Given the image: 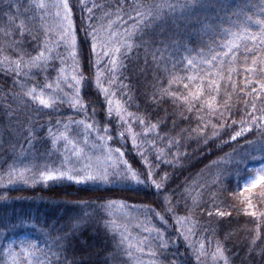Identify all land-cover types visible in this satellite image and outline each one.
<instances>
[{
  "label": "trees",
  "instance_id": "obj_1",
  "mask_svg": "<svg viewBox=\"0 0 264 264\" xmlns=\"http://www.w3.org/2000/svg\"><path fill=\"white\" fill-rule=\"evenodd\" d=\"M12 2L19 3V11L14 7L9 10L8 0H0V29L8 24L7 16L2 14L4 12L14 15L16 24L21 20L25 21V27L28 28L25 35L21 37L19 29H16V35L11 39L21 42L20 47L28 56H34L40 51L37 45L43 44L45 40L46 24L39 19L37 11L29 9L25 12L30 0ZM79 2L80 0H71V3L77 6L76 23L83 27L80 25ZM149 2L151 0H88V7H92L93 3L100 6L94 9L97 19L93 24L100 22L103 13L114 12L120 8L119 12L108 17V20L114 21L112 29L130 33L132 38L129 43L139 45L134 46L131 51L122 47L124 54L119 56L116 73H105L102 84L108 89L107 97L115 102L119 101L127 113H132L140 119L146 118L143 125L139 123V119H129L126 116L128 125L118 126V117L115 114L111 120L107 117L108 102L105 94L95 84L94 67L82 69L83 75L89 80L81 86V103L87 107L72 108L76 90L68 85L72 83L70 77L73 74V62L68 58L69 49L63 45L56 47L57 40L54 39L57 38L58 32L52 31L48 38L49 47H52L53 51L52 58L46 64L31 70L23 69L22 71L28 74L19 76L0 68V264L6 259L3 250L8 239L25 236L26 233H29L26 236L27 241L34 240L38 246L50 248L53 252L59 249L58 254L63 264H71L73 261L77 264L81 261L84 264H134L131 258L124 254V244L117 247L123 240V227H127V223L139 234L141 229L137 228L138 226L144 228V233H148L146 229H161L163 241L157 234L147 235L148 240L144 241L145 254L142 256L148 258L151 264H169L174 259L178 264H197L196 255L202 241L205 243V255L201 256L200 264H216L212 260V253L218 241L224 249V255L229 259V264H264V258L259 255V249L264 247V236L257 243L256 250L249 254V243L255 235L259 221L246 214L244 204L234 195L243 187L241 179L254 169L250 165L258 164V157H263L264 160V154L257 151L258 144L246 143L255 141L260 136L255 127L236 141L230 140L233 133L241 127L239 121L250 120L245 111V100L251 97L237 95L235 90L222 87L218 101L223 105L225 93H233L232 115L226 121L221 118L213 123L226 122L228 127L213 129L212 125H209L203 134L192 131L197 127L195 115L191 120L181 121L180 107L170 98L153 99V92H156L158 98L159 89L167 87L172 76L207 74L209 69L200 65L196 68L189 67L184 59L185 56L196 55L195 51L190 54L185 52V46L199 49L214 38L210 32H201L196 17H210L211 21L215 22L226 12L234 11L241 0H228L230 6L222 12H217L214 7H197L190 15L167 16L162 23L147 29V35L141 37L143 26L136 29L134 25L137 22L129 20V17L133 16L132 9L137 4ZM155 2L158 3L159 0ZM245 10L254 11L250 5ZM117 16L122 17L123 23L116 20ZM102 23L107 28V20ZM161 31L164 32L163 36L160 35ZM153 35L156 41L163 40L164 43L145 46L142 42L149 40ZM36 36H39L38 40L33 38ZM78 36L81 42L85 40L83 31H80ZM5 39L0 32V43ZM88 43L90 44V40ZM241 53V63L232 65L235 69L232 79L238 86H243L245 77L242 63L244 56L250 58L252 55L243 53V50ZM4 54H12L15 58L11 50H6ZM61 56L65 57L64 64L61 63ZM154 56L156 59H153ZM65 66L67 72L64 75L69 79L61 81L58 72ZM105 66H108V60L100 64L101 70ZM228 67L226 64L225 70ZM184 82L186 81L173 85L169 90L184 91L186 94ZM57 83L60 91H56ZM198 83L199 81L194 82L193 88ZM48 84L53 87L46 91V95H53L55 98L51 108L25 103L27 97L17 98L23 97L26 89L33 85H37L39 90ZM207 98L206 94L204 99ZM256 104L257 107H264V100L258 99ZM247 108L250 109L251 104H248ZM173 112L177 113L176 117L172 116ZM224 116L228 117L229 113L225 111ZM173 119L177 121L175 129L172 127ZM57 121L60 123L57 124ZM73 121L98 122L90 130L91 134L103 136V141L110 148L120 147L126 154L125 158L134 167H140L142 159L147 157L155 168L156 149L163 150L162 160L170 163L160 165L155 179L159 180L164 173H168L167 190L157 191L148 185L130 184L126 187L116 185L105 192L102 185L98 189L95 185L76 184L67 179L50 182L41 180L38 173L44 170V165L57 167L62 159L59 150L53 146L49 130L52 129L53 133H56L58 129L65 128V124L70 131L85 128V123L74 124ZM157 121L163 126H158L146 134L144 130ZM233 121H237L234 127ZM105 125L109 127L107 133L103 130ZM129 125L133 132L138 134V147H133L127 132ZM182 129L184 131L181 133ZM85 130L89 131L86 128ZM214 131L218 138L213 135ZM120 132H124L123 138L119 135ZM160 136L165 139L161 141ZM108 137L112 139L109 140ZM169 140L178 143L170 144ZM150 141H156L155 147L149 144ZM141 150L144 157L139 155ZM24 165L36 166L35 181H9L6 175L9 168H20ZM197 193L200 195L194 205L193 197H196ZM98 196H103L104 199H97ZM252 202L257 206L256 210L264 209V197L259 193L253 197ZM213 203L226 215H217L216 208L212 207ZM117 205H127L129 211L134 214L130 213L131 216L126 217L122 212L119 213L121 209L118 207L117 210ZM166 208L174 211L167 212ZM208 212L213 215L209 217ZM156 213H160L165 219L161 221ZM182 217H188L186 223L177 222V219ZM176 231H182L183 235L177 234ZM261 231L264 232V228ZM61 237L64 239H60ZM162 243L168 244L166 251L160 249ZM192 243L196 245L195 249L189 246ZM177 251L179 255H176ZM164 256H167V259H163ZM219 264H224V261L219 260Z\"/></svg>",
  "mask_w": 264,
  "mask_h": 264
},
{
  "label": "snow or ice",
  "instance_id": "obj_2",
  "mask_svg": "<svg viewBox=\"0 0 264 264\" xmlns=\"http://www.w3.org/2000/svg\"><path fill=\"white\" fill-rule=\"evenodd\" d=\"M251 6L254 11L249 12L245 9ZM19 3H13L12 0H8L7 7L11 10L13 7L19 11ZM228 0H151L149 3L137 4L132 9L133 16L129 17V20H135L137 23L134 25L136 29H140L143 26V31L140 32L141 37L147 35V29L153 27L155 24L162 23L167 16H186L190 15L192 11L199 7L207 9L208 7H214L217 12H222L229 8ZM76 5L71 3V0H30L28 8L25 9L27 12L29 9L38 11L41 15L39 19L43 20L48 15H54L58 20L56 28L58 30L56 47L59 48L61 45L69 49L68 58L73 62V74L70 79L72 83L68 85L69 88H75V99L72 101V108H86L87 105L81 103V86L88 83V77L83 75L82 69L84 67L95 68V84L97 88L106 96L108 102L107 117L111 120L113 115L119 117V125H128V119H139V123L143 125L146 118L140 119L134 117L132 113H127L126 109L120 104L119 101L113 106V100L107 97L108 89L102 84L105 73L115 74L119 64V56L123 55L122 47L128 48L129 51L135 46L129 43L131 40V34L125 32L123 34L124 39L120 41L117 46H112V41L119 35L117 32L112 31L114 21L108 20L109 16L115 15L116 12L120 11L117 8L114 12L103 13L100 18V22L93 24L96 20L94 9H98L100 6L93 3L92 7H88V0H80L79 9L81 12L80 16V27L76 23L75 11ZM55 9V13H50L49 9ZM137 8L141 10H137ZM85 12L87 15L85 16ZM7 16L8 24L6 27L0 29L3 36L6 38L0 43V68L7 71H11L19 75H27V72H23V69L39 68L41 65L46 64L51 58L52 47H49V37L52 34L51 28L45 29V40L43 44H38L37 47L40 51L34 56H28L27 53L20 47L19 41L11 39L16 35V29H19L21 37L25 35L28 28L25 27V21L21 20L18 24L15 23L16 17L9 15L7 12L2 13ZM238 17V18H234ZM107 20V28L103 26L102 21ZM116 20L123 23L121 16H117ZM197 23L200 25L202 33H212L214 37L210 40L206 46L200 47L199 49H190L185 46V52L192 53L195 51L194 56H185L184 59L187 62V66L196 68L197 65L203 66L209 71L207 74H201L199 76H172L168 81V86L160 88V96L156 97V92H153V99L163 100L164 98H170L174 104L180 107L179 119L181 121L191 120L195 115L197 127L192 131L197 133H205L209 125H212L213 129H226L228 125L225 123L214 124L213 121L224 118L225 121L231 117V100L233 93H225L224 104L221 105L218 101V96L221 95V88L227 87L235 90V94L241 96H250L251 99L245 100V111L250 117V120L242 119L239 121L241 127L238 131L234 132L230 137L233 142L237 138H241L243 134L250 133L253 127L260 132V136L255 141H247L249 145L258 144V152L264 154V107H257L256 100H264V0H241L239 6L235 7L234 11L226 12L223 17H218L217 21H211L210 17L200 18L196 17ZM84 32L85 40L83 42L79 39V32ZM102 34L106 39H102ZM161 36L164 32L161 31ZM39 39V36L33 37ZM90 40V44L88 43ZM145 46L151 44L160 43L164 41H156L154 35L149 40L142 42ZM175 43V42H174ZM6 50H11V53L15 55L13 58L12 54H4ZM241 50L243 53H252L251 57L245 55L242 61L244 65L245 77L243 86H238L233 81L232 76L235 69L232 67L234 64H240ZM103 52V58L100 57L99 53ZM27 57V58H26ZM111 57V59H109ZM153 59H156L154 56ZM61 63L64 64L65 57H60ZM102 60H108V66H105L103 70L100 68ZM229 67L225 70V65ZM215 69V71H212ZM46 71V69H45ZM67 72V67H63L58 72V78L61 81H67L69 77L64 75ZM251 77V78H250ZM182 81H186L183 84L187 93L184 91L173 92L169 89L173 85H179ZM199 81L198 84L193 88L194 82ZM16 83V81H14ZM21 82V87H23ZM52 84H48L45 88L38 90L37 85H33L27 88L24 92L23 97H17L18 99H24L25 103H33L43 106L45 108H51L55 103L53 95H46V91L52 89ZM247 90V91H246ZM56 91H60L59 83H57ZM207 94L208 98L205 100L204 97ZM199 103V107H197ZM251 104V108L248 109L247 105ZM225 111L229 113L228 117L224 116ZM187 113V115H185ZM93 114L95 111L93 110ZM173 117L177 116V113H172ZM60 122L57 121V124ZM74 124H82L85 121H73ZM85 123L87 130H92L94 124ZM237 121L232 122L234 127ZM202 125V126H201ZM246 125V126H245ZM162 127L159 121L151 124L144 131L145 133H151L157 127ZM172 127H177L176 119H173ZM65 128L68 125L65 124ZM104 132L109 131L108 125L104 126ZM99 131V128H97ZM184 130H181V133ZM127 132L130 134L133 147H138L137 136L138 134L133 132L131 126L127 127ZM49 135L53 138V144L57 140L69 141L70 132L62 131L53 133L52 129L49 130ZM119 135L123 138L124 132H120ZM159 136V133H157ZM213 135L218 138L217 133L214 131ZM109 140L112 137H108ZM165 137L160 136L162 141ZM98 140H104L103 136L98 137ZM72 144L74 151L71 153V157L64 156L58 167H49L47 164L44 165V170L39 171V178L45 182L57 181L67 179L76 184H91L95 185L98 189L102 185L104 186L103 191H110L113 186L122 185H148L154 187L157 191L167 190V181L169 179L168 173H164L159 180L155 179L159 167L162 163L168 164L169 161H163L162 155L163 150L156 149V162L155 168L153 162L147 157H144L143 150L140 151L139 155L144 157L141 161L140 167H134L133 164L125 158V152L120 148H108L107 153L104 157H96L85 155L84 149L77 146L76 141H69ZM170 144L178 143V141L169 140ZM207 143V141H205ZM149 144L155 147L156 141H150ZM35 165H24L23 167H11L6 173L9 181L16 179L24 182H28L30 179L35 181ZM143 169V170H142ZM239 175V174H238ZM239 187V182L238 185ZM253 189L256 191L254 192ZM260 194L264 197V164H261L258 168L250 170L246 177H243V187L240 188L238 193L234 195L240 199L245 206L246 214L256 218L257 223L255 229V235L252 237L249 243V254L256 250L257 243L264 236V232L261 231L264 228V209L256 210L257 206L253 204V197ZM197 193L196 197H193V203L195 205L196 200L199 197ZM214 195V194H213ZM97 199L103 200V196H98ZM167 200V197L165 198ZM170 202V201H169ZM103 206V205H101ZM212 207L216 208L215 203ZM251 211L249 212V210ZM167 212H173L174 209L166 208ZM216 214L223 217L226 215L225 212L216 208ZM212 212H208V216L211 217ZM156 216L163 221L165 217L160 213H156ZM188 217L178 218L177 222H187ZM157 236L163 241V234L161 229H155ZM60 239H64L61 237ZM125 239H127L125 237ZM187 239V237H185ZM123 240L119 242L117 247L123 244ZM17 242H9L7 247L4 248V256L6 259L3 264H63L61 256L58 254L59 249L53 252L50 248L45 249L38 246L36 241H23L19 242V248L14 247ZM194 248V243L189 245ZM168 248L167 243H162L160 249L166 251ZM205 243L202 241L199 246V250L196 255L197 264H200L201 256L205 255L204 252ZM143 248H139V251L143 252ZM124 254L128 257H132L131 245L128 249H124ZM156 255V253H152ZM176 255H179L178 251ZM259 255L264 258V247L259 249ZM213 260L216 264H219V260H223L224 264H229V259L224 255V249L217 242V247L212 253ZM23 257L24 259H21ZM40 257H43L41 259ZM163 259H167L164 256ZM71 264H77L73 261ZM79 264H84L83 261ZM91 264V262H89ZM169 264H178L177 260H172Z\"/></svg>",
  "mask_w": 264,
  "mask_h": 264
},
{
  "label": "rangeland",
  "instance_id": "obj_3",
  "mask_svg": "<svg viewBox=\"0 0 264 264\" xmlns=\"http://www.w3.org/2000/svg\"><path fill=\"white\" fill-rule=\"evenodd\" d=\"M48 11L50 13L54 14L56 10L53 8V9H49ZM37 13H39V12L37 11ZM40 15L41 14L39 13L38 16H40ZM43 21L46 24L45 25L46 28H51L54 33L58 32L56 25L59 22L55 18L54 15L46 16V18L43 19ZM112 31L117 32L119 34L117 36V38L112 41V46L115 47V46H117V44L120 41H122L124 39L123 34L125 33V31L115 30L114 28L112 29ZM102 39H106V37H104V35H103ZM54 40H57V38H55ZM99 55L101 58H103V52H100ZM109 59H111V57H109ZM102 62H104V60H102ZM115 103L116 102L113 101V106H115ZM118 120H119V117H118ZM75 130L76 131H70V130H67L66 128H60L55 132L58 133V132H62V131H69L70 132L69 141H76L77 146L84 149L85 155L92 156L93 158H96V157L102 158L106 155L107 149L110 148L107 144H105L106 142H104L103 140H98V136L92 135L90 131L86 132L85 128L75 129ZM69 141H65V140L61 139V140H57V142L55 144H53L54 148L57 151L59 150V153L61 155L60 157L62 159L64 156L71 157V153L74 151L72 144L69 143ZM258 158L260 159V162L258 164L253 163L250 165V167L258 168L261 164H264L263 157H258ZM241 180H242L241 183L243 185V179H241ZM122 206H125L126 208L122 207ZM115 207L117 210L121 209L119 211V213L122 212V214L126 215V217L129 216L130 213H131V215L134 214V212L129 211V207L127 205H117ZM118 207H119V209H118ZM134 210H136V209L134 208ZM126 225H127V227H123L122 237H123V241H124L123 242L124 247H125L124 249H128L129 246L131 245V251L133 253V256L130 257L131 260L133 261L134 264H151V262L148 258H145L144 256H142L143 254H145V250H143V252H141V251H139V248L144 247V241L148 240V237H146L147 235H155L157 233L153 229H146L148 231V233H144V228L142 226L141 227L138 226L137 228L141 229V234H139L137 231H135V229L132 227V225L130 223H127ZM145 225H143V226H145ZM176 232L179 235H183L182 231H176ZM27 235H29V233H26L25 236H19L16 238L10 237V239H8V241L6 242V247H7V244L9 242L15 241L17 243L14 244V247L16 246L17 248H19V242L21 240L27 241L26 240ZM125 237L127 239H125ZM21 259H24V258L21 257Z\"/></svg>",
  "mask_w": 264,
  "mask_h": 264
}]
</instances>
